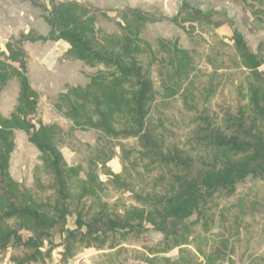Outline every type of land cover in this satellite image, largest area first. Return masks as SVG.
Wrapping results in <instances>:
<instances>
[{
	"label": "trees",
	"instance_id": "1",
	"mask_svg": "<svg viewBox=\"0 0 264 264\" xmlns=\"http://www.w3.org/2000/svg\"><path fill=\"white\" fill-rule=\"evenodd\" d=\"M237 2L252 16L253 29L264 30V0ZM39 8L50 32L31 28L0 47V96L9 82L20 85L12 115L0 112V262L11 255L13 264H49L53 251H43L45 242L64 233L65 256L78 249L114 252L133 246L147 224L163 239L136 251L140 264H264V193L252 189L251 197L236 198L241 186L264 184V59L243 35L235 28L226 38L213 35L207 54L182 48L179 39L160 38L152 46L142 38L148 24L171 22L191 40L198 30L212 34L225 24L185 1L168 19L75 0H48ZM100 19L118 32L103 33ZM47 41L68 43L66 59L104 67L86 86H66L54 108L73 129L117 141L126 163L122 172L109 168L104 152L94 147L85 165L70 166L60 149L59 125L38 118L41 97L29 81L24 44ZM197 57L207 68L197 66ZM214 58L230 61L250 79L241 83L236 74H223L231 68L224 61L216 66ZM226 78L239 82L235 98L213 108ZM175 98L186 116L184 138L164 123V103ZM18 131L39 152L33 188L10 171ZM111 191L129 194L132 203L123 197L111 202ZM73 216L76 229L70 230ZM173 251L176 259L168 256Z\"/></svg>",
	"mask_w": 264,
	"mask_h": 264
},
{
	"label": "rangeland",
	"instance_id": "2",
	"mask_svg": "<svg viewBox=\"0 0 264 264\" xmlns=\"http://www.w3.org/2000/svg\"><path fill=\"white\" fill-rule=\"evenodd\" d=\"M37 5H42L43 0H37ZM38 6V7H39ZM208 13V12H204ZM150 15V14H149ZM152 16V15H151ZM155 17V16H152ZM216 22L225 23L221 28L217 29L212 34H208L205 32L200 33L198 30L197 35H195V39L191 40L187 34L184 33L179 27L175 26L171 22H162L159 25L156 24H148L145 31L143 32L142 38L148 41L152 46H154L160 38L166 39H179V44L182 48L204 52L205 54L209 53L211 50L212 44V36L217 35L218 37L226 38L231 35V29L235 28L234 24L228 19L226 15L221 12L215 13L213 18ZM98 25L103 33L113 34L118 32L117 26L108 20L100 19L98 21ZM206 39V42H204ZM193 41V42H192ZM226 42H228L226 40ZM259 45V46H258ZM257 54L260 55L262 59H264V53H260L261 47L264 48V42H255ZM258 47V48H257ZM217 59V58H214ZM222 61L225 62L226 67L231 68L228 71H221L223 74L227 75L229 73L236 74L241 83H246L250 77L247 75H243V72L238 69H234L232 63L223 58H218L215 62L216 66L222 67ZM196 64L198 67L207 68L204 60L200 57H197ZM19 67L18 64H16ZM88 67V66H87ZM90 68V67H89ZM93 69V75L97 74L100 71H104L103 66H99ZM209 71H212L210 67H208ZM260 71L264 73V65L260 67ZM92 75V76H93ZM91 77V76H90ZM89 77V81H90ZM153 79L155 83L156 91L158 92L159 102L161 104L166 100L162 95V89L160 86V78L158 74L153 71ZM238 81L233 82L232 79L226 78L223 82L221 92L217 99L212 103V107L214 108L216 103L220 102H230L235 98L236 85L239 83ZM89 83V82H88ZM87 83V84H88ZM86 84V85H87ZM85 85V86H86ZM84 87V86H82ZM66 88L62 91L64 92ZM61 92V93H62ZM59 94L57 95V97ZM57 97L53 101V110L57 114L58 121H54L53 117H50V121L46 120L49 124H58L62 133H61V143L60 149L70 166H78L85 165L90 158L95 155V151L91 149V147L97 148L99 151L104 152L106 155V163L109 168H111L114 172L120 173L126 168V163L122 159L120 148L118 147L119 143L117 141H111L104 137L101 133L95 130H75L73 129V124L64 119L54 108V104L57 101ZM161 112V111H160ZM164 114V123L166 127L172 130L177 136V138H184L186 134L187 127L186 124V116L185 112L182 109L180 101L178 98L167 100L164 103V108L162 110ZM38 115V113H37ZM60 117V118H59ZM40 118V116H38ZM44 118V117H41ZM126 143V142H124ZM15 151L11 157L10 163V171L13 178L19 182L24 184L27 187L33 188L35 183V174L36 167L40 165L39 163V152L38 150L31 145L26 137V134L16 136L15 134ZM130 145H135V142H128ZM102 167L100 166L98 169V174L100 178L105 181L107 178L102 171ZM256 189L262 191L264 193V184H259L255 187L253 183H247L241 186L237 193L236 198H241L243 196L251 197V190ZM119 197H123L126 202L129 204L132 201L128 198L129 194L122 195L117 191H111L109 195V200L111 202L115 201ZM234 199H232L233 201ZM76 217H70L68 219V229L75 230ZM146 232H144L139 240H137L133 246H129L124 244L117 251H90L78 249L73 253V255L65 256L64 255V242L67 237V234L64 233L62 235H57L53 239L46 241L43 251H47L52 249V261L49 264H140L141 262L137 260L136 251H144L146 248L152 247L157 242L163 239V235L159 232H155L152 230V227L149 225H145ZM215 232H218V229H215ZM22 235L25 239L30 237V233L27 231H23ZM124 249V250H123ZM119 251V252H118ZM178 255L177 251L171 252L168 256L171 259H176ZM241 257V250L238 251L235 256L236 261H239ZM0 264H13L11 262V255L7 256L6 260L0 262Z\"/></svg>",
	"mask_w": 264,
	"mask_h": 264
},
{
	"label": "crops",
	"instance_id": "3",
	"mask_svg": "<svg viewBox=\"0 0 264 264\" xmlns=\"http://www.w3.org/2000/svg\"><path fill=\"white\" fill-rule=\"evenodd\" d=\"M93 5L99 9L123 10L126 8L141 9L155 16L174 17L182 2H188L193 7L208 13H223L241 33L249 49L254 51L255 42H264V30L253 29L250 13L240 6L237 0H75ZM37 0H0V47L4 48L9 39L28 29H35L42 35L50 32V27L41 19V9ZM42 4H48L43 0ZM161 23H156L159 25ZM176 26V25H175ZM259 46V45H258ZM28 53L26 66L29 71L31 86L38 91L41 100L38 116L50 121L53 117L58 121L53 110V101L66 86H85L93 69L80 61L66 59L70 46L64 41L27 42L24 44ZM258 48V47H257ZM20 92L17 81L9 82L0 96V112L4 117H10L14 112ZM60 118V117H59ZM24 132H16V136Z\"/></svg>",
	"mask_w": 264,
	"mask_h": 264
},
{
	"label": "water",
	"instance_id": "4",
	"mask_svg": "<svg viewBox=\"0 0 264 264\" xmlns=\"http://www.w3.org/2000/svg\"><path fill=\"white\" fill-rule=\"evenodd\" d=\"M56 36H59V32L58 30L56 29ZM25 67V65L23 64V68Z\"/></svg>",
	"mask_w": 264,
	"mask_h": 264
}]
</instances>
